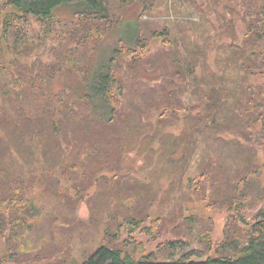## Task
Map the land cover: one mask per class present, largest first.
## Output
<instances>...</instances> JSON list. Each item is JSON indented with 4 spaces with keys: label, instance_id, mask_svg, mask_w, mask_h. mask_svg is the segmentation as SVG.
<instances>
[{
    "label": "rangeland",
    "instance_id": "obj_1",
    "mask_svg": "<svg viewBox=\"0 0 264 264\" xmlns=\"http://www.w3.org/2000/svg\"><path fill=\"white\" fill-rule=\"evenodd\" d=\"M136 1L125 12L124 7L115 6L117 17L124 12L122 30L115 29L98 45L91 42L76 48V38L90 24L73 18L69 8L59 9L58 21L48 25L31 16L10 20L6 31L7 4L0 0V182L6 174L12 175L0 187V198L11 189L31 190L39 206L37 225L24 228L15 240L6 227L0 238V261L5 264H81L101 245L134 258L150 255L160 261L177 259L191 250L201 252L203 258L227 255L231 248L220 245L234 240L243 246L248 224L264 209V127L257 123L246 131V138L241 133L246 124L237 128L225 114L231 111L235 85L240 92L250 82L256 93L264 87L262 74L248 76L236 67L241 53L264 55V37L256 36L255 28L252 35L247 31L248 20L256 19L264 0ZM138 22L147 51L143 56L138 51L136 60L132 54L121 58L114 66L122 93L116 96L115 122H120L114 137L109 136L110 154L84 163L82 155L97 142L95 129L99 128L93 125L94 130L82 131L90 126L82 117L91 118L90 103L83 98L88 92V72L92 74L110 56L121 37L131 38ZM164 29L169 31L166 43L152 37L154 31ZM185 48L202 54L201 64L197 67V61L191 74L174 56L176 49L185 56ZM248 68L255 74L264 66L252 61ZM179 70L191 77L182 78ZM212 87L223 96L228 91V109L224 107L223 113L211 112L210 97L200 96V90ZM166 106L175 114L169 111L167 121L159 122ZM50 110L62 113L60 135L51 128L38 145L31 142L27 130L8 123L17 113L23 121L35 120L34 111L46 121ZM192 110L208 129L218 113V123L226 122L220 132L225 144H215L213 149L210 135L201 127L186 158L183 137L177 145L165 139L193 129L199 120L189 117ZM262 112L264 117L260 103L249 117L259 119ZM65 114L74 119L65 120ZM19 133L27 138H17ZM44 144L48 153L42 151ZM211 162L222 165L223 174L210 175ZM132 219L140 228L130 224ZM174 243L182 246L174 248Z\"/></svg>",
    "mask_w": 264,
    "mask_h": 264
},
{
    "label": "trees",
    "instance_id": "obj_2",
    "mask_svg": "<svg viewBox=\"0 0 264 264\" xmlns=\"http://www.w3.org/2000/svg\"><path fill=\"white\" fill-rule=\"evenodd\" d=\"M133 1L134 0H120L119 5V2L117 3V0H6L7 5L5 6V13L3 14L5 16L4 23L6 25L7 31L10 26V20L13 21V19H27L31 16L38 19L42 24L48 25L52 23L50 21H58L59 17H57V12L59 9L69 8L73 18L79 20L82 19L84 20V22L90 24V27L87 29V32L79 36V38H76V48H78L79 46L87 45L91 42H95L98 45V42L104 40L106 36L109 33H112L115 29H123L124 23L123 21H121L122 16L126 11V8H128V6ZM135 2L137 1L135 0ZM229 2L231 1L228 0L227 3ZM117 4L118 7H124V12L120 13V17H117V15L114 13ZM144 4H146V2ZM248 9L250 8L248 7ZM226 10L228 12H231L230 8H226ZM248 15L250 16V14ZM256 16L257 17L255 20H253L252 17H250V19L248 20V22H251L247 30L248 34L252 35L253 30L255 28L258 30L256 32V36L264 37V8L262 9V11L256 12ZM141 26V23L138 22L137 29L133 32L134 35L131 38H129L127 34L126 36L121 37L118 41L117 46L108 57L109 59H105V61H103L102 64L96 70H94L92 74L91 72H88L87 80L85 83V88H87L88 92L86 93V95L83 96V98H85L90 103L91 118H88L86 116L82 117V119H86L90 123V126L85 125L82 131H85V128H88L89 131L94 130L93 125L99 128L95 129L97 142L90 144L93 146H90V149L85 154V156H83L84 153L82 155L84 163H86L90 159L97 160L102 155L109 156L110 154V150L112 147L111 145L113 141L108 143L110 140L109 136L114 135V127H116L117 124L120 122H115V117L117 114V109L115 106L116 96L122 93V86L120 85L121 80L119 79L117 73L114 71V66L121 58L126 60L129 55L132 54V60H136L138 51H141L140 55L142 54V56L145 51H147L148 43H146V40L143 41L140 35ZM230 32L233 34L232 30H230ZM230 32L229 34H231ZM73 33H75V36L77 37V33L75 31H73ZM168 35L169 31L167 29H164L162 32L154 31L152 37L163 38L164 42L166 43ZM250 38L252 39V37ZM125 47H127L129 50L126 51ZM186 50V55L181 57V51H179V49H176L174 51V56L177 58L178 63L182 64L184 69H186V71L190 72L191 74L192 72H195L194 65L197 64V61V67H199V65L201 64L202 54L200 55L199 51H191L189 48H187ZM252 52L253 51H251L250 54L241 53L242 58L236 63L239 65H236V67L246 72L247 74L250 73L248 76L256 74H262L264 76V69L262 71H259L258 73L252 74L250 69L248 68L249 64L252 63V61L260 63L262 67L264 66V55L258 56L254 53L252 54ZM244 56H247L245 57V60ZM183 72V70L178 71V74L180 76L184 75L182 78H184L186 75H188V77H191L190 74H183ZM168 78L171 79L170 77H164L163 79ZM193 80H195V78ZM171 81L173 82L174 80L171 79ZM205 84L207 83L205 82ZM223 84L224 82L222 80V89H224ZM202 86L204 87V85ZM232 86L234 85L232 84ZM114 87H116L117 89L113 90ZM243 87L244 89L242 92H240L241 90L239 89L238 85H235V88L232 89L231 97L234 99V101L231 104L232 108L230 113L227 106V100L229 97H227L228 91L227 94L223 96L222 91L219 92L217 88L212 87L208 89V91L205 89L200 90L199 93L201 97H210V101L208 103L213 104L211 105V112L216 113L219 109V111L223 113V109L224 107H226L228 110L225 114L229 117V120L236 122V124L234 123V126L240 128L242 122H244L246 124V126L244 127L245 133L241 132L240 129L239 132L244 134L246 138H249L248 133H246L247 130L251 131L257 123H262V126L264 127L263 112L259 119L251 120L249 117V115H252V110H254L256 105L260 103L263 104L264 110V87H259V92L257 93L256 88L251 85V82L249 85H243ZM171 93L172 92L169 93L170 101L173 98V95ZM241 95L242 97L240 98ZM169 106H166L163 113L160 114L158 119L159 122L167 121L168 117L166 116L169 111H171L170 113L172 116L175 114L176 110H169ZM235 106H239L240 110L235 109ZM134 108H136V106H133V109ZM240 111L241 113H239ZM19 112L25 113V111L23 110H20ZM192 112L193 110L189 111V117L192 116L194 121H198L201 116L197 113L193 114ZM20 113H17L16 118H14L13 121H8V123L12 124L14 127L18 128L19 126L23 130H27V133L30 136V140L34 145L40 144V138L45 135V132L47 130L50 131L51 128L55 130L56 134L60 135V126L58 125V120L62 123L64 122V120L58 119L59 116L62 114L60 111H48L47 116L45 118L48 120L46 121L43 117L40 116V112H32L36 113V116L38 118L35 120L29 119L27 121H23L24 117L20 115ZM30 114L31 113H28V115ZM122 115H124V113L120 112L119 116L121 117ZM217 115L218 113L215 114V119L212 118V127L210 129L205 127L199 120L198 123L193 126V129L190 130L188 133L185 132L184 135H182V132L178 135V133L174 132L171 137L172 140L165 139L166 142H170L174 145H177L179 140L183 137V141L186 145V148L183 149V152L185 153L184 157L186 156L187 158L189 156V152L192 151V143L195 144V139L198 133H202L199 130L202 127L205 128L204 130H206L207 134L210 135L211 143L213 144V149L216 148L215 144H225V141L222 139L220 132L223 128H225L226 122L224 121V123L220 125L218 123L220 120L217 119ZM75 117H77V113H75ZM135 117L136 115H133L132 118ZM64 119L73 120L74 116L71 117L68 114H65ZM127 119L129 122L128 117ZM23 134L26 135L25 132H23ZM23 134L19 133L17 138L20 137L23 141L24 138H27L24 137ZM180 135V138L176 137ZM60 138L62 139L61 136H58V139ZM103 140L105 141L106 146L103 145ZM75 143L70 142V145H79L77 144V142ZM100 143L102 145V148L100 147ZM226 145H228V143H226ZM124 146L125 144L123 143L120 149H122ZM41 147H43L42 151L45 150L44 152L48 153V144H44ZM5 149H7L6 146ZM180 150L181 149L179 148H175V151L177 152ZM193 155L194 154L192 153V156ZM75 166L76 165H74L73 167ZM208 170L210 175L213 173L217 174L216 171H218L219 174H223L222 165H219L217 167V164L213 165L212 162L210 163V168H208ZM11 176L12 175L9 173L6 174L3 181L0 182V187H2L3 183L10 179ZM12 179L16 180V178ZM34 182L35 181H33L32 183ZM246 185H248V181L246 182ZM32 194L33 191L31 190L28 191L19 188V190H16L15 192L13 189H11L8 196L0 198V238L3 236L6 227H10L9 229L10 233L12 234V240H15L19 234L21 235L23 233L24 228H32L37 225V221L39 218V206L37 200L35 199V197L32 196ZM130 224L133 225L134 228L136 227L135 229L140 228V225H138L133 219L130 221ZM245 240L246 243L243 246H239L238 243L234 240H231V242H229L228 244L220 245L223 248L230 247L232 250L231 254L203 258L201 252L191 250L177 259L172 258L163 261L152 259L150 255L141 258H134L130 253L121 249L110 247L107 245H101L96 248L81 264H264V209L258 212L253 223L248 224L247 230L245 231ZM176 244L177 243H174V248L179 245L180 247L182 246L181 244ZM0 264H5V260L0 261Z\"/></svg>",
    "mask_w": 264,
    "mask_h": 264
}]
</instances>
